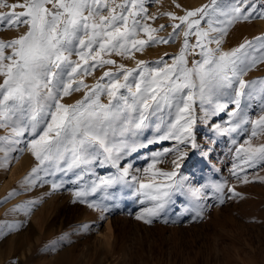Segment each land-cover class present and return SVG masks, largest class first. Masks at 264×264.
I'll return each mask as SVG.
<instances>
[{
	"label": "snow or ice",
	"instance_id": "snow-or-ice-1",
	"mask_svg": "<svg viewBox=\"0 0 264 264\" xmlns=\"http://www.w3.org/2000/svg\"><path fill=\"white\" fill-rule=\"evenodd\" d=\"M148 2L23 0L8 5L6 0H0V8L12 9L0 13V30L26 28L16 38L0 40V129H9L8 135L0 136V168L10 165L13 153L23 151L17 146L27 134V150L37 166L24 178V184L34 185L42 180L41 173L49 176L79 169L73 183L80 186L73 191V203L107 211L87 198L103 190L102 199H107L109 188L128 183L131 176V181L139 184L137 192L152 202V207L145 208L136 219L151 223V218L165 208L173 191L185 180L179 176L187 156L181 145L197 147L196 102L203 109L205 103H212L214 97L231 90L234 108L229 112L227 126L215 124L213 128L224 135L248 122V105L243 104V98L254 99L259 85L258 94L264 100V80L249 82L243 77L264 63V36L246 40L230 51H222L221 44L232 25L253 17L255 2L247 12L242 5L249 0H209L199 8L185 10L184 15L163 13L173 22L167 38L156 35L165 25L154 28L147 23L157 19L148 14ZM259 2L264 4V0ZM17 8L23 11L16 12ZM260 18H264V12ZM181 35L182 46L171 57V63L162 57L151 66L138 60L135 68H127L106 58L114 54L131 59L134 52L167 44ZM193 36L194 44L190 43ZM190 55L200 57L192 60L191 67ZM105 66L112 68L104 71L95 84L85 83V77ZM81 91L83 97L74 104L62 102L64 97ZM102 96L108 97L106 104L101 102ZM226 107L216 103L211 112L205 110V118ZM153 118L158 121L157 135L148 144H174L153 153L152 163L144 171L155 169L169 153L174 154V159L171 171L155 169L153 180L145 183L131 175L130 164L121 167V160L137 147L147 146L137 137ZM251 124L249 139L236 148L239 163L233 165L232 174L238 179L239 172L264 163V144L252 143V138L264 134V114ZM94 163L110 165L116 172L85 181L84 177L92 174ZM156 177H161V182H156ZM242 179L249 182L247 175ZM51 186L55 191L62 183L53 182ZM224 187L217 185L216 190L222 193ZM191 191L198 195L201 189ZM229 192L239 195L232 188ZM16 194L10 192L9 197ZM5 227L12 229V225L0 224V230Z\"/></svg>",
	"mask_w": 264,
	"mask_h": 264
},
{
	"label": "rangeland",
	"instance_id": "rangeland-1",
	"mask_svg": "<svg viewBox=\"0 0 264 264\" xmlns=\"http://www.w3.org/2000/svg\"><path fill=\"white\" fill-rule=\"evenodd\" d=\"M22 2L23 0H6L8 5ZM208 2L209 0H149L146 5L148 14L157 19L147 23L154 28L165 25V29L156 35L167 38L172 32L170 25L173 22L163 13L184 15L185 10H194ZM253 2L256 7L253 17L231 26L221 44L222 51H230L246 40L264 36V18H260V13L264 12V4L259 0H249L247 5L242 6L247 12ZM177 4L180 5L179 8L176 7ZM10 11L12 9L8 7L0 8V13ZM15 11L23 9L17 8ZM201 26L206 27V24L202 23ZM25 30L24 27L19 30H0V40H11ZM251 31L255 33L250 34ZM182 43L181 35L167 44L149 46L143 52H134V58L131 59L114 54L106 58L114 59L117 64L122 63L127 68H135L138 60L149 62L151 66L162 57L171 63V57L178 54ZM190 43H195L194 36L190 37ZM211 47L214 48L215 45ZM8 51L10 50H6V53ZM193 59L200 57L190 55L189 67ZM109 68L112 66L97 69L93 75L85 77V83L95 84ZM243 79L249 82L264 80V63L248 71ZM256 88L254 99L245 96L242 101L249 106L246 108L248 122L243 123L246 126L240 125L241 130H237L240 133L236 131L224 134L226 137L217 134L213 125L227 126L229 112L234 108L231 90L214 97L212 103H205L203 109L200 102H196L197 147L193 149L181 145L187 156L182 161L179 176L185 180L173 191L165 208L151 218V223L136 219L145 208L152 207V202L137 192L139 184L132 182L131 176L128 183L109 188V198L102 199L103 190L87 198L89 201H97L107 211L90 208L79 202L73 203V191L80 186L73 183L79 169L68 173L56 172L49 176L41 173L42 180L34 185L24 184V178L37 166L36 159L27 150L25 141L29 137L25 134L17 146L23 151L13 153L14 159L10 165L0 168V224L12 225L10 231L7 227L0 230V264H264V163L239 172L240 179L232 174L233 165L239 163L235 155L236 148L249 139L251 121L264 114V100L258 94L259 85ZM248 91L251 89H246ZM83 94V91L74 92L62 102L74 104ZM101 102L106 104L108 97L102 96ZM216 103L227 107L216 115L205 118V110L211 112ZM157 123L153 118L138 134V141L147 146L137 147L121 160V167L130 164L131 175L145 183L153 180L152 172L155 169L171 171L173 167L171 161L174 154L169 153L162 158V162L156 164L155 169L144 171L152 163L153 153L174 144V141L148 144L157 135ZM8 134L9 129H0V136ZM252 143L264 144V134L252 138ZM91 172V175L84 177L85 181L115 174L116 169L110 165L94 163L91 165ZM245 175L248 183L243 182ZM209 179L218 181V185H225L223 192H218L217 185L209 182ZM155 180L161 182L162 178L156 177ZM53 182L62 183V187L53 191ZM192 188H199L201 192L194 195L190 191ZM229 188L239 195L234 196ZM246 189L250 191L247 192ZM13 191L17 194L9 197V193ZM221 199L223 203H220ZM107 220L110 221V229Z\"/></svg>",
	"mask_w": 264,
	"mask_h": 264
},
{
	"label": "bare ground",
	"instance_id": "bare-ground-1",
	"mask_svg": "<svg viewBox=\"0 0 264 264\" xmlns=\"http://www.w3.org/2000/svg\"><path fill=\"white\" fill-rule=\"evenodd\" d=\"M242 28H243V27H242ZM240 31H241V30H240ZM242 31H243V30H242ZM244 31H246V30H244ZM249 33H250V32H249ZM253 33H255V32H252V31H251L250 34H253ZM242 34H245V33H242ZM242 34H240V35H242ZM251 36H252V35H251ZM231 38H232V37H231ZM236 38H237V37H236ZM236 38H235V39H236ZM238 38H239V36H238ZM248 38H249V37H248ZM248 38H247V39H248ZM240 39H241V38H240ZM243 40H244V39H243ZM243 40H242V41H243ZM235 41H236V40H235ZM237 41H238V40H237ZM240 41H241V40H240ZM237 44H238V43H237ZM236 46H237V45H236ZM64 98H65V97H64ZM65 99H66V98H65ZM63 100H64V99H63ZM243 101H244V100H243ZM245 101H246V100H245ZM247 102H248V101H247ZM65 103H66V102H65ZM243 104H244V103H243ZM245 104H247V103H245ZM248 107H249V106H248ZM248 107H247V108H248ZM247 118H248V117H247ZM245 124H246V123H245ZM241 125H243V124H241ZM243 126H246V125H243ZM240 127H241V126H240ZM240 127H239V128H240ZM212 129H213V128H212ZM240 130H241V128H240ZM245 131H246V130H245ZM210 132H211V131H210ZM212 132H213V131H212ZM237 132H238V131H237ZM240 132H241V131H240ZM240 132H238V133H240ZM242 132H243V131H242ZM207 133H208V132H207ZM244 133H245V132H244ZM209 134H211V133H209ZM217 134H218V132H217ZM214 135H215V134H214ZM231 135H232V134H231ZM231 135H230V136H231ZM234 135H236V134H234ZM210 136H211V135H210ZM224 136L226 137V135H224ZM230 136H228V138H230ZM214 137H215V136H214ZM215 138H216V137H215ZM221 138H222V137H221ZM237 138H238V137H237ZM217 139H218V138H217ZM223 139H226V138H223ZM232 139H234V138H232ZM220 140H221V139H220ZM228 140H229V139H228ZM221 141H222V140H221ZM221 141H220V142H221ZM224 141H225V140H224ZM224 141H223V142H224ZM226 141H227V139H226ZM228 142H229V141H228ZM223 144H224V143H223ZM13 173H14V172H13ZM216 173H217V172H216ZM221 176H222V175H221ZM178 178H179V177H178ZM221 178H222V177H221ZM209 180H210L209 182L212 181L211 179H209ZM212 182H213V181H212ZM213 183H214L215 186L218 185V181H217V182L214 181ZM190 186H191V185H190ZM255 186H256V185H255ZM262 186H263V185H262ZM188 187H189V186H188ZM188 187H187V188H188ZM260 187H261V186H260ZM263 187H264V186H263ZM204 188H206V187H204ZM252 188H253V187H252ZM257 188H258V187H257ZM192 189H193V188H192ZM243 189H245V188L243 187ZM254 190H255V188H254ZM262 190H263V189H262ZM187 191H188V190H187ZM190 191H191V190H190ZM246 191L248 192V191H250V190H249V189H246ZM247 192H246V193H247ZM257 192H258V191H257ZM263 192H264V191H263ZM189 194H190V193H189ZM191 194H192V193H191ZM259 194H260V193H259ZM263 195H264V194H263ZM261 196H262V195H261ZM263 197H264V196H263ZM261 198H262V197H261ZM246 199H247V198H246ZM249 199H250V198H249ZM251 199H252V198H251ZM258 199H259V198H258ZM246 201H247V200H245L244 203H246ZM253 201H254V200H253ZM253 201H252V202H253ZM242 202H243V201H242ZM248 202H249V201H248ZM259 202H260V201H259ZM250 203H251V202H250ZM251 205H252V204H251ZM258 206H259V205H258ZM248 207H249V205H248ZM257 208H258V207H257ZM258 209H259V208H258ZM261 210H262V209H261ZM261 210H260V211H261ZM263 215H264V214H263ZM66 216H67V215H66ZM248 217H249V216H248ZM66 218H67V217H66ZM68 218H70V217H68ZM62 221H63V219H62ZM107 222H108V225H107V226H108V228L110 229V224H109L110 221L107 220ZM109 229H108V230H109ZM107 234H108V233H106V235H107ZM106 235H105V237H107ZM109 235H110V233H109ZM103 236H104V235H103ZM110 236H111V235H110ZM108 237H109V236H108ZM108 240H109V239H108ZM109 241H110V240H109ZM85 245H86V244H85ZM70 247H71V246H70ZM74 248H75V247H74ZM63 249H64V248H63ZM63 249H62V250H63ZM87 249H88V248H87ZM72 250H73V248H72ZM60 251H61V250H60ZM60 251H59V252H60ZM63 251H64V250H63ZM73 251H74V250H73ZM75 251H76V250H75ZM71 252H72V251H71ZM76 252H77V251H76ZM76 252H75V254H76ZM84 252H85V251H84ZM86 252H87V251H86ZM86 252H85V253H86ZM89 252H90V251H89ZM65 253H67L66 250H65ZM77 253H78V252H77ZM81 253H82V252H81ZM87 253H88V252H87ZM87 253H86V254H87ZM58 254H59V253H58ZM62 254H64V253H62ZM89 254H90V253H89ZM59 255H61V254H59ZM67 255H68V254H67ZM72 255H73V253H72ZM66 257H67V256H66ZM69 257H70V256H69ZM74 257H75V255H74ZM74 257H73V258H74ZM62 258H63V257H62ZM79 258H80V255H79ZM79 258H76V260L79 259ZM82 258H83V257H82ZM232 258H233V257H232ZM252 258H253V257H252ZM254 259H255V258H254ZM61 260H62V259H61ZM67 260H68V259H67ZM71 260H72V259H71ZM84 260H85V259H84ZM263 260H264V259H263ZM62 261H63V260H62ZM65 261H66V260H65ZM258 261H259V260H258ZM230 262H231V261H230ZM245 262H246V261H245ZM86 263H87V262H86ZM262 263H263V261H262ZM220 264H221V263H220ZM229 264H230V263H229ZM254 264H255V263H254Z\"/></svg>",
	"mask_w": 264,
	"mask_h": 264
}]
</instances>
